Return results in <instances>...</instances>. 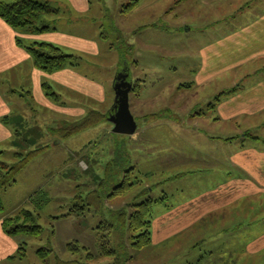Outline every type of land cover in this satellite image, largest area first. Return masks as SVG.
<instances>
[{"label":"rangeland","instance_id":"1","mask_svg":"<svg viewBox=\"0 0 264 264\" xmlns=\"http://www.w3.org/2000/svg\"><path fill=\"white\" fill-rule=\"evenodd\" d=\"M36 1L53 8L42 22L54 30L15 31L16 37L31 47L40 42L55 44L75 56L76 66L52 74L41 71L43 77L38 78L32 74L35 65L28 55V73L21 69L18 78L0 79V94L11 107L5 116L9 123H3L12 134L0 146V164L15 163L17 149L35 151L16 183L0 189V223L27 210L37 216L42 228L38 236H9L17 251L13 259L0 264L85 263L88 254L99 256L102 239L109 241L116 258L94 259L95 264H264V256L244 254V241L236 239L232 248L231 241L223 239L229 228L211 218L191 226L171 223L167 232L159 220L174 210L165 187L185 167L180 152L195 146L172 141L179 136L205 134L216 139L222 135L213 126L217 107L242 89V79L221 91L218 80L196 79L214 30L223 23L198 26L190 21L197 28L186 33L180 18L190 16L191 10L209 14L211 6L201 5L200 0H178V4L155 0L151 7L162 10L155 26L142 27L133 11L122 13L128 0H87L86 10L80 3L74 8L71 0ZM164 29L169 35L165 41L158 36ZM149 42L151 46L145 45ZM126 68L132 79L130 109L138 124L132 136L114 133L109 122L115 80ZM43 83L50 85L51 94ZM243 102L240 98L223 105L243 106ZM74 124L87 126L63 137ZM13 142L20 148L11 146ZM124 179L129 189L112 196ZM147 199L154 202L148 219L151 242L138 250L134 243L139 232L130 228V217L137 212L136 205ZM43 248L50 252L47 263L37 253Z\"/></svg>","mask_w":264,"mask_h":264},{"label":"crops","instance_id":"2","mask_svg":"<svg viewBox=\"0 0 264 264\" xmlns=\"http://www.w3.org/2000/svg\"><path fill=\"white\" fill-rule=\"evenodd\" d=\"M71 1L74 8H78V3L85 10L88 8L87 0ZM154 2L141 0L133 11L139 16L138 24L142 22V27L155 26L156 15L162 10L151 7ZM200 2L201 5L211 6L207 12L209 14L202 13L204 19H201L200 10L196 14L194 10L188 11L191 12L190 16L180 18L186 23L185 32L197 28L191 24L195 21L198 26L220 22L223 25L215 28L216 35L212 37L211 47L205 50L201 58L206 64L201 61L202 69L197 72L196 79L198 82L199 79H210L213 83L218 80L217 85L221 86L219 91L237 86L242 79V89L235 98L217 107L218 116L213 126L215 131L222 130V135L216 139L205 134L179 136L172 141L195 146L186 153L180 152L185 167L165 187L167 198L174 203V210L165 213L159 220L165 223L167 232L172 227L171 223L191 226L211 218L212 222L229 228L223 239L230 240L232 248L239 239L244 241L245 246L242 247L245 255L264 256V0ZM174 3L178 4L179 1L174 0ZM169 10L166 11L168 17L172 14ZM158 36L164 41L169 37L165 29ZM16 38L15 31L0 18L1 80L11 75L18 78L16 73L21 69L28 73L29 54L17 44ZM145 45L151 46V43ZM165 45L166 42L162 47ZM37 71L34 68L32 74L39 78L42 72ZM239 97L243 98V106L233 105L235 102L230 106L223 105L229 101H239ZM10 111L11 107L0 94V146L12 137L10 127L3 123ZM237 130L244 132L230 136L236 134ZM16 251L17 245L13 238L4 233L0 223V263Z\"/></svg>","mask_w":264,"mask_h":264},{"label":"trees","instance_id":"3","mask_svg":"<svg viewBox=\"0 0 264 264\" xmlns=\"http://www.w3.org/2000/svg\"><path fill=\"white\" fill-rule=\"evenodd\" d=\"M140 2L141 0H128V3L123 6L122 13L128 14L134 11L138 7ZM52 11L53 8L49 5L48 2H41L36 0H0V18L18 34L25 32L38 34L54 30L50 27L49 24L42 22L44 15L51 13ZM16 42L31 56L35 68L46 74H52L76 66L73 62L75 56L64 53L62 49L55 44L40 42L35 43V46L31 47L25 45L20 37L16 38ZM42 87L43 89H45L48 95L51 94V87L49 84L43 83ZM217 102H220V95L216 99V103ZM3 122L5 124H8V118L5 117L3 119ZM83 126L86 127L87 125L74 124L70 128V130H67L62 134V136L69 137L71 135H74L75 133L77 134L79 129ZM67 129H69V127ZM11 146L20 148L18 147V142L11 143ZM33 154H35V151L25 152L24 148L19 150L17 149L13 154L16 161L15 163L9 165L0 164V189H6L16 183L18 174L27 165V163H29V161L33 157ZM128 189L129 184L127 182V179H124L123 183L120 186L116 187L117 192H115L112 196H120L121 194L123 195ZM153 203L154 202L152 199H147L143 202H140L136 205L137 212L130 217V228L135 232H139V234L135 236V249L141 250L151 242V222L148 219L152 212ZM88 205L91 204L89 203L87 204V206ZM79 210H81V208ZM2 211L3 206L0 200V212ZM125 214L126 213H121L120 216H125ZM37 219L38 218L34 215V213L27 210H22L20 215L9 217L3 221V231L8 236H16L19 234L38 236L40 235L42 228L40 225H38ZM103 242L104 240L102 239V242L100 244L102 249L99 253V256L88 254L86 262L93 261L94 259H102L105 257L112 259L116 258V253L112 249H109V241H105V243ZM37 253L40 258L43 259V261H45L46 263L48 262L47 257L50 253L49 250L43 248L38 250ZM10 258L13 259L14 257ZM59 261L60 262L58 264H77L73 260L71 262H64L62 260ZM86 262H82L80 264H89ZM91 264H95L94 261ZM107 264H118V262Z\"/></svg>","mask_w":264,"mask_h":264},{"label":"water","instance_id":"4","mask_svg":"<svg viewBox=\"0 0 264 264\" xmlns=\"http://www.w3.org/2000/svg\"><path fill=\"white\" fill-rule=\"evenodd\" d=\"M128 69H124L115 80V102L112 113L109 117V122L113 125V132L132 136L138 129L137 120L133 116L130 109V93L132 90V79ZM129 76V80H126Z\"/></svg>","mask_w":264,"mask_h":264},{"label":"flooded vegetation","instance_id":"5","mask_svg":"<svg viewBox=\"0 0 264 264\" xmlns=\"http://www.w3.org/2000/svg\"><path fill=\"white\" fill-rule=\"evenodd\" d=\"M127 72H128L127 70L124 72L123 78H124L125 76H127V75H125ZM126 80H129V76L127 77Z\"/></svg>","mask_w":264,"mask_h":264}]
</instances>
